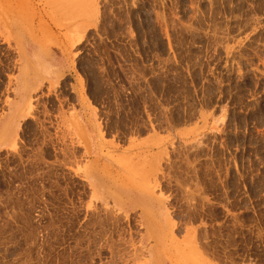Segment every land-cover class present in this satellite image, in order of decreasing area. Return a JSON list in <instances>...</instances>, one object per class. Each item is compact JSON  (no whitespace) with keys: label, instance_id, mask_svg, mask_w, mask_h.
I'll use <instances>...</instances> for the list:
<instances>
[{"label":"rangeland","instance_id":"obj_1","mask_svg":"<svg viewBox=\"0 0 264 264\" xmlns=\"http://www.w3.org/2000/svg\"><path fill=\"white\" fill-rule=\"evenodd\" d=\"M39 49L81 97L24 89L0 264H264V0H0V119Z\"/></svg>","mask_w":264,"mask_h":264},{"label":"crops","instance_id":"obj_2","mask_svg":"<svg viewBox=\"0 0 264 264\" xmlns=\"http://www.w3.org/2000/svg\"><path fill=\"white\" fill-rule=\"evenodd\" d=\"M56 53L57 52L54 51L53 49H49L48 51L43 50V49H39V51L37 53L30 54L28 56L26 55L22 59V67L25 66L29 71H26V73H25L26 81H25L24 88L21 87V85L19 84L18 78H17L16 89L18 86V90L15 91L16 97H14L15 100H17L16 101L17 104H19L21 102V99H22L21 97L26 95V94L24 95V93H25L24 89H26L28 84L31 82V79L32 80L34 79L35 88L38 87L40 84L44 85L45 83H50L54 86V88L56 90L57 88L61 87V84L63 83V81L66 78L70 77L72 79L71 85L73 87H75V89H76L77 98L81 97V88L78 87L79 83H78V81L74 75L73 64H70L68 61H64V57L58 55L59 53L58 54H56ZM37 54H39V55L41 54V58H44V59L42 60L41 58H38ZM32 55H33V59H32ZM32 75H35V76L37 75V76L34 77ZM28 77H29V81H28ZM37 78L39 79V81L37 80ZM35 88H33V89H35ZM28 98H29V96H28ZM27 105L29 106V103H27ZM27 107H23V110L21 109L22 112L23 111L25 112ZM84 109H85V106L81 105V106H78L75 110V112L80 117V119H83L82 114L85 113ZM21 110L11 109V112H12L11 114L13 115V117L14 116L15 117L8 119L9 118V115H8L9 107H8L7 111L5 112V115L0 119V145H8L10 143H13L16 140V137H17L19 129H20V123L22 122L23 119L25 120V117H27V115H25L23 118L18 119L19 118L18 116L21 113ZM15 120H17L15 127L10 126V128H8L7 122H8V124H12L15 122ZM80 123L81 122L79 121V124ZM86 128H87V126H86ZM85 139H86V141H88V136L86 134V131H85ZM90 140L93 143V138H90ZM101 159L102 158L100 155H94V157L91 158V161L94 162L93 164L98 166L96 168V171L93 173V176L95 179H93L92 184H94V186H96L98 193L99 194L102 193V195H103V189H102L103 188V183H102L103 179L100 177L101 176L100 175L101 168L99 167L100 166L99 162ZM161 253H151L150 258H149V264H167L165 259L162 257V254H164V253H162V254Z\"/></svg>","mask_w":264,"mask_h":264},{"label":"bare ground","instance_id":"obj_3","mask_svg":"<svg viewBox=\"0 0 264 264\" xmlns=\"http://www.w3.org/2000/svg\"><path fill=\"white\" fill-rule=\"evenodd\" d=\"M43 28V27H42ZM44 31V30H43ZM42 32V31H41ZM43 33H45V32H43ZM42 34V33H41ZM45 39H46V37H44ZM26 71H29L25 66L24 67H22V69H21V73H20V77H19V84L21 85V87L22 88H24V86H25V81H26V79H25V73H26ZM21 103L22 102H20L19 104H17V103H13L12 104V109H18L20 106H21ZM12 113V112H11ZM13 116V115H12ZM9 119H11V117H9Z\"/></svg>","mask_w":264,"mask_h":264}]
</instances>
